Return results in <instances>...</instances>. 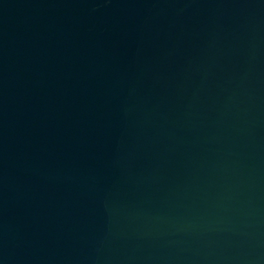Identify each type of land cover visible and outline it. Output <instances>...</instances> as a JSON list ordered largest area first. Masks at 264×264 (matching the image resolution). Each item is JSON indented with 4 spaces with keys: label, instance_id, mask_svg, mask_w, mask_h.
I'll return each instance as SVG.
<instances>
[{
    "label": "water",
    "instance_id": "obj_1",
    "mask_svg": "<svg viewBox=\"0 0 264 264\" xmlns=\"http://www.w3.org/2000/svg\"><path fill=\"white\" fill-rule=\"evenodd\" d=\"M0 264H264V0H0Z\"/></svg>",
    "mask_w": 264,
    "mask_h": 264
}]
</instances>
